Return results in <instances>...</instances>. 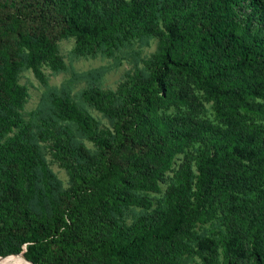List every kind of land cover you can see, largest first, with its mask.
I'll use <instances>...</instances> for the list:
<instances>
[{
  "label": "rangeland",
  "instance_id": "rangeland-1",
  "mask_svg": "<svg viewBox=\"0 0 264 264\" xmlns=\"http://www.w3.org/2000/svg\"><path fill=\"white\" fill-rule=\"evenodd\" d=\"M58 1L85 36H65L46 52V38L27 35L16 67L0 52V196L45 220L62 211L76 176L99 166V142L113 139L118 110L151 82L164 48L173 42V57L182 58L213 2ZM168 88L142 132L167 140L153 161L158 176L127 190L129 202L110 213L113 233L168 223L178 201L187 225L137 264H226L230 256L253 264L254 252L264 259V65L208 81L172 72Z\"/></svg>",
  "mask_w": 264,
  "mask_h": 264
},
{
  "label": "trees",
  "instance_id": "trees-1",
  "mask_svg": "<svg viewBox=\"0 0 264 264\" xmlns=\"http://www.w3.org/2000/svg\"><path fill=\"white\" fill-rule=\"evenodd\" d=\"M86 34L73 10L58 0H0V52L12 67L27 35L46 38L47 52L65 36ZM174 47L171 42L164 48L151 82L120 107L113 139L99 142V166L76 176L59 214L45 220L0 196L1 257L23 254L33 264H137L153 256V246L174 243L189 220L178 201L171 205L168 223L144 225L132 233L120 228L114 234L110 213L117 204L129 202L127 190L135 182L158 176L167 140L157 133L148 141L142 132L150 125L154 106L167 97L172 72H191L208 81L255 63L264 65V0H213L182 58L173 57ZM206 65L213 67L208 74L203 70ZM252 260L264 264L258 252ZM235 261L230 256L226 264Z\"/></svg>",
  "mask_w": 264,
  "mask_h": 264
},
{
  "label": "bare ground",
  "instance_id": "bare-ground-1",
  "mask_svg": "<svg viewBox=\"0 0 264 264\" xmlns=\"http://www.w3.org/2000/svg\"><path fill=\"white\" fill-rule=\"evenodd\" d=\"M0 264H30L23 255H12L9 257L0 256Z\"/></svg>",
  "mask_w": 264,
  "mask_h": 264
},
{
  "label": "water",
  "instance_id": "water-1",
  "mask_svg": "<svg viewBox=\"0 0 264 264\" xmlns=\"http://www.w3.org/2000/svg\"><path fill=\"white\" fill-rule=\"evenodd\" d=\"M20 255H23V254H20ZM23 257H24V255H23ZM24 258H25V257H24ZM25 260H26L27 262H29L30 264H33L32 262L28 261L26 258H25Z\"/></svg>",
  "mask_w": 264,
  "mask_h": 264
}]
</instances>
